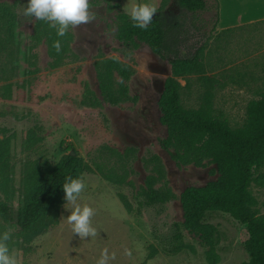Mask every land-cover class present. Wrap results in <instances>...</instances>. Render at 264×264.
<instances>
[{
	"label": "rangeland",
	"instance_id": "374dc122",
	"mask_svg": "<svg viewBox=\"0 0 264 264\" xmlns=\"http://www.w3.org/2000/svg\"><path fill=\"white\" fill-rule=\"evenodd\" d=\"M141 2L89 0L94 19L72 26L60 37L49 22L23 14L18 23L15 15L23 6L18 0H0V202L22 205L37 175L55 165L70 147L82 160L79 178L85 188L78 203L95 210L90 221L96 234L78 237L66 220L72 206L63 199L57 222L31 242L0 213V232L10 230L7 243L17 264H97L105 251L106 264L250 260L245 225L229 214L206 215L205 222L217 229L214 253L183 225V190L215 181L218 172L214 163L180 165L165 144L161 94L170 64L145 44L125 56L120 52L117 6L129 13ZM169 7L178 9L173 0ZM220 7L224 20L243 24L218 31L213 8L200 14L209 35L200 58L203 68L178 78L180 98L184 108L195 109L203 106L210 91L213 113L238 128L246 122L248 103L264 96V19L252 21L264 17V0H218ZM56 40L59 52L52 46ZM112 57L123 64L115 81L136 98L117 106L101 95L95 69L96 61ZM128 146L136 148L134 155L123 154ZM148 180L155 187L168 186L174 197L151 204L143 192ZM249 190L256 200L254 210L264 215V163L255 170ZM120 194L131 201L134 212L126 210ZM179 243L185 248L171 253ZM152 247L156 253L148 258Z\"/></svg>",
	"mask_w": 264,
	"mask_h": 264
},
{
	"label": "trees",
	"instance_id": "16d2710c",
	"mask_svg": "<svg viewBox=\"0 0 264 264\" xmlns=\"http://www.w3.org/2000/svg\"><path fill=\"white\" fill-rule=\"evenodd\" d=\"M172 0H162L153 14L152 22L145 29L133 26L129 13L118 7L115 14L116 37L122 44L121 53L125 56L131 49L137 50L145 44L150 51L171 66V74L165 79L161 94L162 122L167 128L165 144L174 159L182 166L205 167L214 163L218 177L203 187H186L181 195L184 227L209 245L213 252V238L216 227L205 222L210 211L229 214L234 220L245 225L248 238L245 248L250 260L245 264H264V215L254 210L256 200L249 188L255 170L264 163V96L251 100L247 105L246 122L232 128L220 114L212 111V93L208 91L203 106L186 109L181 104L178 78L203 68L200 60L206 49L208 33L203 29L204 21L200 14L214 10L215 28L218 22V0H173L178 9L169 7ZM23 6L15 15L22 21L26 0H18ZM108 4L110 2L108 1ZM113 6V5H111ZM27 19L34 17L26 16ZM123 64L117 58H105L95 62L96 76L103 98L117 106L135 97L128 95L126 86L115 81L121 74ZM127 77V76H126ZM69 147L67 154L58 162L39 173L33 181L25 202L14 207L0 202L3 218L24 235L27 242L44 232L57 222L63 204L62 184L66 176L79 177L82 160ZM136 148L128 146L124 155H134ZM3 158L0 149V160ZM2 182L6 183L4 167L1 168ZM132 185L131 182H128ZM143 192L151 204H163L174 195L168 186H153L146 182ZM126 210L134 212L130 200L119 195ZM185 248L183 243L174 245L171 253ZM156 249L148 254L152 258ZM211 263L214 260H210Z\"/></svg>",
	"mask_w": 264,
	"mask_h": 264
},
{
	"label": "clouds",
	"instance_id": "9594fccd",
	"mask_svg": "<svg viewBox=\"0 0 264 264\" xmlns=\"http://www.w3.org/2000/svg\"><path fill=\"white\" fill-rule=\"evenodd\" d=\"M157 12L150 3H138L129 10L133 26L145 29L152 22L153 14ZM24 15L34 17L36 20L49 22V27L55 28L56 35L63 37L72 27L94 19L90 11L89 0H26ZM53 48L60 51V41H53ZM64 201L72 206L71 212L66 216L72 231L78 237H91L96 234V228L91 224L90 218L94 209L87 204L81 206L78 200L85 188L84 181L79 177L66 176L62 184ZM64 203V208H65ZM10 230L0 232V264H17L16 257L10 252ZM108 255L105 252L97 260V264H106Z\"/></svg>",
	"mask_w": 264,
	"mask_h": 264
},
{
	"label": "crops",
	"instance_id": "0c3cea01",
	"mask_svg": "<svg viewBox=\"0 0 264 264\" xmlns=\"http://www.w3.org/2000/svg\"><path fill=\"white\" fill-rule=\"evenodd\" d=\"M140 1H142L144 3H150L157 8L160 5L162 0H140ZM261 19H264V17H259L257 19L252 20V21L254 22V21L261 20ZM252 21L247 22V23H251ZM242 22H243V20H240V21H232L231 19L224 20L223 8L220 7V9H218V22L216 24V30L222 31L225 29L236 27V26L242 25L243 24Z\"/></svg>",
	"mask_w": 264,
	"mask_h": 264
},
{
	"label": "water",
	"instance_id": "95a60500",
	"mask_svg": "<svg viewBox=\"0 0 264 264\" xmlns=\"http://www.w3.org/2000/svg\"><path fill=\"white\" fill-rule=\"evenodd\" d=\"M70 154H71V155H75V151H71Z\"/></svg>",
	"mask_w": 264,
	"mask_h": 264
}]
</instances>
